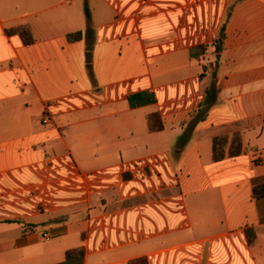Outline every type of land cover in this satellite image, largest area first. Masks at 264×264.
<instances>
[{"label": "crops", "instance_id": "0c3cea01", "mask_svg": "<svg viewBox=\"0 0 264 264\" xmlns=\"http://www.w3.org/2000/svg\"><path fill=\"white\" fill-rule=\"evenodd\" d=\"M263 178L264 0H0V264H264Z\"/></svg>", "mask_w": 264, "mask_h": 264}, {"label": "trees", "instance_id": "16d2710c", "mask_svg": "<svg viewBox=\"0 0 264 264\" xmlns=\"http://www.w3.org/2000/svg\"><path fill=\"white\" fill-rule=\"evenodd\" d=\"M84 15H85V20H86V30L85 32H76L69 34L67 36L68 42H76L80 41L81 39H86L89 42V45L87 50L88 54L86 57V68L89 73V76L91 77V50H92V45L90 43V39L93 35L92 30L90 28V12L88 9L87 4H84ZM223 30L224 27L221 29V34L218 40V45L220 46V43L223 38ZM8 34L12 33H17L23 40L25 44H30L32 42V38L30 36V33L27 29L21 28L18 30H9L7 31ZM217 44L215 45V52H218L219 46ZM205 53V50L203 47H197L195 49L190 50L189 56L191 58H196L198 56H201ZM217 103V96H216V91L214 90L213 87H210L205 90L204 92V99L203 102L199 105L196 116L193 118V120L189 123L187 127V134H190L192 130L194 129L195 125L203 121L204 118L207 115V112ZM148 128L150 132H160L163 129L161 119L158 114H152L148 117ZM188 138H182L181 141L179 142V145L177 148L174 150V153L176 155L180 154L182 151L184 144L186 142V139ZM228 145V137L227 136H221V137H216L212 140V160L214 162H220L222 161L226 156L229 158H234L237 157L242 153V145H241V137L239 134H234L231 140L230 147L228 149V152L226 153ZM252 195L256 200L263 199L264 198V178L263 179H258L253 181V186H252ZM246 238H247V243L248 245H252L255 242V232L253 229H247L245 230ZM83 255V249H77L73 251H69L66 253V260L75 258L76 256L81 257ZM128 264H148L147 259L145 257L142 258H137L134 260H131L128 262Z\"/></svg>", "mask_w": 264, "mask_h": 264}, {"label": "built area", "instance_id": "2783aa9c", "mask_svg": "<svg viewBox=\"0 0 264 264\" xmlns=\"http://www.w3.org/2000/svg\"><path fill=\"white\" fill-rule=\"evenodd\" d=\"M52 238V232L48 231V232H44L42 235H41V239L43 241H49L50 239Z\"/></svg>", "mask_w": 264, "mask_h": 264}]
</instances>
